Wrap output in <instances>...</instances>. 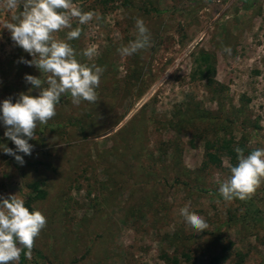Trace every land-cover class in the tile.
Here are the masks:
<instances>
[{"label": "rangeland", "instance_id": "1", "mask_svg": "<svg viewBox=\"0 0 264 264\" xmlns=\"http://www.w3.org/2000/svg\"><path fill=\"white\" fill-rule=\"evenodd\" d=\"M73 3L101 15L73 20L82 33L68 41L105 68L98 101L63 95L32 154L18 153L23 165L0 149V196L17 193L47 217L24 264H264V182L243 201L218 191L236 146L264 148V0ZM11 14L0 5V28ZM137 17L152 46L121 56ZM21 57L32 59L0 29V103L40 75ZM5 130L0 121V144L15 149ZM185 206L209 228L187 224Z\"/></svg>", "mask_w": 264, "mask_h": 264}, {"label": "clouds", "instance_id": "2", "mask_svg": "<svg viewBox=\"0 0 264 264\" xmlns=\"http://www.w3.org/2000/svg\"><path fill=\"white\" fill-rule=\"evenodd\" d=\"M0 5L11 12L10 20L3 27L11 35L14 45L31 55V60L20 58L29 66H35L39 76L25 74V82L32 87L20 92L15 102L8 97L0 103V121L5 127L4 136L15 144V149L0 144L4 153L11 155L20 164L23 156L31 155L37 139L38 125H46L56 115V106L63 95L70 93L74 105L82 101L97 103L101 77L105 68L95 63L77 59V51L68 42L79 39L81 27H72V21L86 25L101 15L84 11L73 0H0ZM22 5V11L19 10ZM69 29L66 39H57L54 33ZM134 40L121 43L117 51L129 57L152 46L151 33L142 18H135ZM230 54V48L225 47ZM97 54L95 47L85 48L80 55L92 60ZM33 89L38 91L32 95ZM238 163L228 165L229 177L219 185V194L225 202L234 199L248 200L264 182V148H255L245 155L244 149L236 146ZM181 215L196 232L209 228L206 220L188 206L181 208ZM47 225V217L41 210L26 206L25 197L9 194L0 196V264H19L21 253L31 257L34 242ZM26 250V251H25Z\"/></svg>", "mask_w": 264, "mask_h": 264}, {"label": "trees", "instance_id": "3", "mask_svg": "<svg viewBox=\"0 0 264 264\" xmlns=\"http://www.w3.org/2000/svg\"><path fill=\"white\" fill-rule=\"evenodd\" d=\"M224 148H225V151H226L227 154H231L232 153L231 149L229 148V146H226V144L224 145ZM35 187H36V185H35ZM26 206L29 207L30 210H32L31 206L28 203H26ZM25 258H26V255H24V253L22 252L21 256H20V263L21 264H24Z\"/></svg>", "mask_w": 264, "mask_h": 264}]
</instances>
